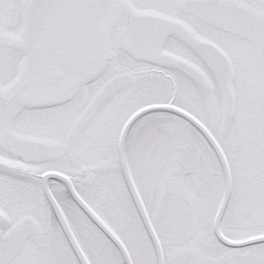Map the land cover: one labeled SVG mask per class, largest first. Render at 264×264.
<instances>
[{
    "label": "snow or ice",
    "instance_id": "snow-or-ice-1",
    "mask_svg": "<svg viewBox=\"0 0 264 264\" xmlns=\"http://www.w3.org/2000/svg\"><path fill=\"white\" fill-rule=\"evenodd\" d=\"M0 264H264V0H0Z\"/></svg>",
    "mask_w": 264,
    "mask_h": 264
}]
</instances>
